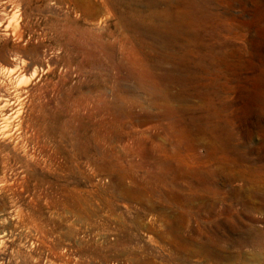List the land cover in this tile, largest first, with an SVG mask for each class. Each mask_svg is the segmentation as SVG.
Segmentation results:
<instances>
[{
	"label": "rangeland",
	"instance_id": "obj_1",
	"mask_svg": "<svg viewBox=\"0 0 264 264\" xmlns=\"http://www.w3.org/2000/svg\"><path fill=\"white\" fill-rule=\"evenodd\" d=\"M92 2L0 0V264H264L255 183L193 192L180 133L264 167V0Z\"/></svg>",
	"mask_w": 264,
	"mask_h": 264
},
{
	"label": "bare ground",
	"instance_id": "obj_2",
	"mask_svg": "<svg viewBox=\"0 0 264 264\" xmlns=\"http://www.w3.org/2000/svg\"><path fill=\"white\" fill-rule=\"evenodd\" d=\"M101 1L106 5L107 8H109V6L111 5V2H112V0H101ZM86 6L87 7L93 6L92 0H85V6L83 4V7L86 8ZM111 11H109V12L112 13ZM135 12L136 11H133V14H135ZM1 91L4 93L3 96L6 97L8 100V98H10L9 93L6 90H1ZM162 98L167 99L169 101L174 100V99L182 101V95H172L170 92L165 93L162 96ZM20 109L21 108H19L17 110V112H20ZM179 110L181 112L185 111V108L183 107L182 103L179 107ZM196 123L197 122L195 120H191L189 123H187L188 125H185L184 128L181 126V131H180L181 135L186 139V142H187V150H188V155L190 157L189 162L190 163L193 162L192 164L189 163V165H188V178H189V181L191 182V184L194 186L190 190H194L193 192H197L199 186H204L206 191H208V190L214 191L215 189H217L216 181H211V179L214 180V179H216V176H218V172L212 169V167L216 165L217 168H219L222 171H228V170L234 171L235 173H234L233 177H231L232 180L234 179V180H239V181H243V182L252 180V182L255 183V188H253V187L247 188L246 187V188L235 191L236 194H240L243 196V198L246 199V201H245L246 207L254 210V209H257V207L259 205L257 203V201L264 204V189H263V187H264V167H262V166L255 167V166L249 165L251 159L249 160L248 158H246L242 154H239L240 149L238 151V148L230 147L229 138L231 137V135L230 136H229V134L226 135L224 133V131H216V129H214V128H206V127L200 126V125L197 126ZM19 124H20V129L22 130L23 129V121ZM189 127H194V128L196 127V129H195V131H190ZM249 140H250V142H248V144H250L252 141L251 139H249ZM200 146H203V148L205 149L206 154L203 158L195 157L192 155V152ZM194 164H197V165H194ZM216 193H217V191H216ZM209 196H210V194H209ZM195 198H196L195 194H193L189 197V204L190 205H192ZM208 202L209 201L204 202L206 206H207ZM198 207L199 206H197V208ZM193 233L196 234V232H193ZM206 240H208L207 237H206ZM210 241H211L210 244L205 245V248H206L205 254L207 255L208 258L212 259L211 260L212 262L213 261L215 262V261L219 260L220 257L217 254V249H216L214 240L210 239ZM202 246H200V247H202ZM203 248H204V246H203ZM206 261H207V259H206Z\"/></svg>",
	"mask_w": 264,
	"mask_h": 264
}]
</instances>
